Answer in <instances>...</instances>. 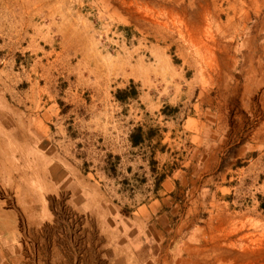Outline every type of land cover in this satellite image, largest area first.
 <instances>
[{"label": "rangeland", "instance_id": "1", "mask_svg": "<svg viewBox=\"0 0 264 264\" xmlns=\"http://www.w3.org/2000/svg\"><path fill=\"white\" fill-rule=\"evenodd\" d=\"M0 101L10 170L36 137V150L91 173L115 201L153 200L162 177L178 175V198L191 192L202 204L194 223L232 220L224 227L248 230L256 245L264 0H0ZM190 118L202 144L188 136ZM181 256L170 242L162 261L184 264Z\"/></svg>", "mask_w": 264, "mask_h": 264}, {"label": "crops", "instance_id": "2", "mask_svg": "<svg viewBox=\"0 0 264 264\" xmlns=\"http://www.w3.org/2000/svg\"><path fill=\"white\" fill-rule=\"evenodd\" d=\"M0 104V145L9 147V104ZM186 128L191 139L204 142L196 118L186 120ZM30 140L26 154L11 159L14 169L6 149L0 156V264H121L122 257L128 264H164L170 242L184 264H264V228L251 245L248 230L234 233L232 220L194 223L193 210L202 204L191 192L178 198V175L162 177L153 200L115 201L105 183L54 150H36V137ZM77 216L81 222L73 223ZM254 246L263 251L250 263Z\"/></svg>", "mask_w": 264, "mask_h": 264}, {"label": "trees", "instance_id": "3", "mask_svg": "<svg viewBox=\"0 0 264 264\" xmlns=\"http://www.w3.org/2000/svg\"><path fill=\"white\" fill-rule=\"evenodd\" d=\"M120 94H123V91L120 92ZM140 138V137H139ZM140 142V139L138 141H134L133 144L137 145Z\"/></svg>", "mask_w": 264, "mask_h": 264}]
</instances>
